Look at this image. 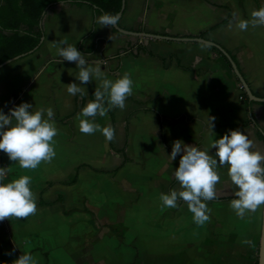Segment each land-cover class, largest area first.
<instances>
[{
	"label": "crops",
	"instance_id": "1",
	"mask_svg": "<svg viewBox=\"0 0 264 264\" xmlns=\"http://www.w3.org/2000/svg\"><path fill=\"white\" fill-rule=\"evenodd\" d=\"M260 1L264 6V0ZM255 9L257 5L254 0H243V5L240 0H127L119 23L123 28L133 31L139 29L141 31L138 32L178 37H200L209 28L221 23L203 38L227 50L239 64L254 94L264 97V26H250L247 31H240L234 25L229 27L234 13L239 19H250ZM98 16L94 8L87 4L62 3L50 6L42 21L45 35L40 48L0 68V102H3L0 110L12 109L22 102H28L33 105V111L51 107L54 119L57 116L64 120L55 119L59 134L55 137L57 155L52 162L42 163L35 170H22L19 175L32 177L31 187L37 195V206L52 209L55 215L50 222L54 223L37 229L25 224L27 221L23 219L9 220L11 238L0 237V264H14L23 253H30L37 264H130L135 257V252L116 247L120 239L108 228L99 225L118 224L115 220H105L104 223L101 222L104 218H96L98 222L95 221L94 232L98 233L96 235L104 244L102 247L99 244L91 246L87 241L88 234L84 242L78 235L74 236V232L77 234L87 229V222L82 221L83 217L86 219L90 214L86 210H100L93 204L92 209L84 205L68 207L65 197L67 190L63 191V187L79 183L84 168L90 169H80L76 184H63L72 178L78 166L90 163L86 161L83 150L76 149L79 141L81 143V132L76 125L77 114L81 112L77 109L78 94L67 96L66 93L67 84L77 80L79 70L75 69V63L61 60L57 41L66 40L68 44L74 45L92 66H95L96 61H101V69L110 80L121 77L125 72L131 75L133 94L126 101L124 113L121 109H113L116 137L118 135L119 142L123 139V144L116 147L112 141L117 149L124 146L125 125L129 118L127 153L133 160L129 163L134 162L128 149L135 125L146 134L156 131L160 146L171 154L162 143L161 117L171 147L180 140L183 144L191 142L192 146L200 149L208 148L213 140L229 130L239 129L253 140L257 149L264 151V140L258 137L253 122L254 116L264 132V103L246 100L239 78L218 48L196 41L123 34L113 27H100L96 23ZM229 16L231 18L224 22ZM99 83L85 85L87 95L84 106L95 99L90 94ZM241 96H244L243 99H240ZM209 116L215 117L212 130L207 123ZM120 119L123 120V126H120ZM96 120L101 126L111 125L109 113L108 117H97ZM109 143V149L114 152ZM209 152L214 155L215 149H209ZM114 153L120 156L121 162L102 167H116L122 163L121 155ZM220 173L222 183L217 186L221 190L219 196L234 195V188L227 182V169L221 168ZM173 179L174 176L171 182ZM49 182L54 184L48 187ZM60 195L63 196V202L45 206L39 204L41 197L43 201L51 203ZM257 213H248L245 217L253 218ZM260 214L263 222V209ZM36 218L41 221L40 215ZM246 220L251 223V219ZM124 228L125 237L128 227L124 225ZM106 231L109 233L106 234Z\"/></svg>",
	"mask_w": 264,
	"mask_h": 264
},
{
	"label": "clouds",
	"instance_id": "2",
	"mask_svg": "<svg viewBox=\"0 0 264 264\" xmlns=\"http://www.w3.org/2000/svg\"><path fill=\"white\" fill-rule=\"evenodd\" d=\"M100 27L112 28L119 23L115 14L104 13L97 17ZM235 26L240 31L264 26V6L255 9L250 19H239L233 14L229 27ZM61 60L75 63L78 71L76 76L80 84H67V93L71 96L79 94L83 99L87 95L85 87L93 80L99 81L95 88L94 100H90L77 114L79 130L85 135L100 132L107 142L116 139V131L111 125L101 126L97 117H108L113 109L123 110L128 97L133 94V80L125 72L121 77L110 80L101 69V61L95 66L89 64L86 56L66 40L56 42ZM61 60L59 62H61ZM33 105L22 102L10 109L5 115L0 110V152L7 154L10 161L18 163L23 170H35L42 163H51L56 157L55 137L59 129L51 107L33 111ZM215 117L209 116L208 126L214 128ZM215 149L210 154L209 149ZM180 155L179 166L175 168L174 178L179 188L161 193L162 209L178 208L182 201L192 214L197 226H204L210 221L211 208L209 202L217 200V186L222 183L221 168L227 169L228 183L234 188V196L229 203L235 214L244 218L248 213L264 209V151L255 147L243 131L229 130L218 139L213 140L208 148L174 142L170 163ZM11 169L0 167V222L5 219H27L36 215L37 195L32 190V177L21 175L17 179L5 182ZM249 243L248 240L242 241ZM14 264H37L30 253H23Z\"/></svg>",
	"mask_w": 264,
	"mask_h": 264
},
{
	"label": "rangeland",
	"instance_id": "3",
	"mask_svg": "<svg viewBox=\"0 0 264 264\" xmlns=\"http://www.w3.org/2000/svg\"><path fill=\"white\" fill-rule=\"evenodd\" d=\"M75 69L79 70L77 67ZM96 82L93 80L91 83ZM75 83L80 84L78 80ZM10 109L1 110L9 115ZM76 125L79 129L78 120ZM120 126H123L122 119ZM132 129L133 139L128 152L134 159L133 163H128L116 175L96 173L84 168L78 184L63 187V191L67 190L65 197L68 207L84 205L91 208L93 204L100 210L93 211L94 215L90 213L86 219L83 217L87 229L77 234L74 232V236L78 235L84 242L88 234L87 241L91 246L99 244L102 247L104 244L96 235L98 233L94 232V218L99 217L104 218L101 222L115 220L119 225L128 227L126 236L118 241L116 247L124 248L126 252H135L130 264H255L262 232L261 210L253 218H240L230 208V202L211 201L208 204L212 210L210 221L202 227L193 222L192 214L182 201L178 208L161 210L160 195L169 193L168 188L179 160L176 158L169 162L170 153L160 146L156 131L146 134L138 125ZM79 140L81 143L79 141L76 149H82L86 161L93 166H110L121 162L120 156L109 149L108 142L100 132L94 135L81 133ZM121 140L118 141L117 135L114 140L116 147L122 146ZM0 167L11 169L9 179L7 177L5 182L11 181L10 178H19L23 170L18 163L10 161L4 152L0 154ZM178 188L179 184L173 189ZM37 208L36 215L23 219L27 221L25 224L37 229L52 226L54 221L50 222V219L55 215L52 209ZM37 215H40L41 221L36 218ZM246 219H251V223ZM10 228L9 219L0 222V237L11 238ZM244 240L249 243H243Z\"/></svg>",
	"mask_w": 264,
	"mask_h": 264
},
{
	"label": "trees",
	"instance_id": "4",
	"mask_svg": "<svg viewBox=\"0 0 264 264\" xmlns=\"http://www.w3.org/2000/svg\"><path fill=\"white\" fill-rule=\"evenodd\" d=\"M257 9H259L262 4L260 0H254ZM76 4V5H84L87 4L90 7L94 8V11L98 15H102L104 13L115 14L121 10L122 0H0V64H3L5 61L12 59L16 56H21L23 54L29 55L34 53L40 46L42 45V38H44V27L41 25L48 9L50 6L54 4ZM240 4L243 5V0H240ZM218 7H224L223 5L212 4ZM231 16L228 17V21ZM222 22V23H224ZM219 23L218 25H220ZM95 25V22H94ZM216 25V26H218ZM216 26L209 28L207 31L202 33L200 37H204L207 32ZM141 31V30H137ZM158 33V32H157ZM143 51V48H141ZM228 64L231 66L229 60L225 57ZM235 60V58L233 57ZM239 66V64H238ZM93 91L90 96L94 95ZM244 96H246V100L248 102L249 98L247 94L244 92ZM243 96V97H244ZM84 99L80 98L79 94L77 95V109L82 110L84 107ZM252 103V102H250ZM152 110V109H148ZM111 118V126L114 127L116 131V120L114 111L111 110L109 112ZM71 117H68L70 119ZM58 121H64L63 119L55 117ZM129 118L126 120L125 125V133H126V141L122 148L117 149L113 146V143L110 142V148L121 155L122 163L116 167H93L90 164H81L78 166L75 174L68 181H64L63 184L66 185H74L79 180V171L82 167H88L94 172L101 174H111L116 175L121 168H123L127 163L132 162V158L127 153L128 141H129ZM161 119V139L162 143L168 151H172V147L168 144L166 139V134L163 127L162 117ZM253 122L257 129L258 137L264 140V132L259 124V122L253 116ZM180 159V155L177 156ZM178 183V181L173 179L170 184L169 190H172L173 186ZM54 183L49 182L48 187L52 186ZM43 193V192H42ZM236 198L234 195H222L218 196L217 202L231 201ZM57 202H63V196H59L58 199L54 202L47 203L43 201V198H40L39 204L41 206L45 205H53ZM90 213H94L91 210H86ZM94 215V214H93ZM95 217V216H94ZM97 221L96 217L94 218ZM98 222V221H97ZM100 227L108 228L112 233H114L120 240H123L125 228L123 225L119 224H99ZM123 229V231L121 230ZM259 257V255H258ZM255 264H258V258L256 259Z\"/></svg>",
	"mask_w": 264,
	"mask_h": 264
},
{
	"label": "water",
	"instance_id": "5",
	"mask_svg": "<svg viewBox=\"0 0 264 264\" xmlns=\"http://www.w3.org/2000/svg\"><path fill=\"white\" fill-rule=\"evenodd\" d=\"M126 4H127V0H122L121 10L117 13V16L119 17V21L121 20L123 16V13L126 8ZM41 25H42V22H41ZM113 28L116 29L118 32L127 34V35H133V36H139V37H145V38H158V39H165V40L196 41V42H200L203 44H207L209 46L216 47L222 52V54H224V56H226V58L231 63L236 76L239 78L241 85L243 86L245 92L247 93L249 97V100L264 103V97H258L256 94H254L248 82L244 78L242 72L240 71L237 63L233 60L231 54L227 50H225L222 46H220L219 44H217L216 42L212 40H209L203 37H178V36H171V35H164V34H155L151 32H138V31L125 29L120 25V23H118ZM43 39L44 38H42V41ZM23 56H25V54L21 56H16L12 59L5 61L3 64H0V68H2L3 66L7 65L10 62L20 59ZM258 264H264V209H263V222H262V232H261V240H260V247H259Z\"/></svg>",
	"mask_w": 264,
	"mask_h": 264
},
{
	"label": "built area",
	"instance_id": "6",
	"mask_svg": "<svg viewBox=\"0 0 264 264\" xmlns=\"http://www.w3.org/2000/svg\"><path fill=\"white\" fill-rule=\"evenodd\" d=\"M240 88L244 90L243 86L241 85ZM240 99H243V96L240 97Z\"/></svg>",
	"mask_w": 264,
	"mask_h": 264
}]
</instances>
